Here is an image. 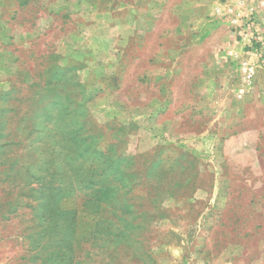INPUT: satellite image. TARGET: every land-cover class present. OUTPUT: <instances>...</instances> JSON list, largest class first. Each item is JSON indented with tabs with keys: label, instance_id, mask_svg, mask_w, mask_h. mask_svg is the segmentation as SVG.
Masks as SVG:
<instances>
[{
	"label": "rangeland",
	"instance_id": "obj_1",
	"mask_svg": "<svg viewBox=\"0 0 264 264\" xmlns=\"http://www.w3.org/2000/svg\"><path fill=\"white\" fill-rule=\"evenodd\" d=\"M237 2L0 0V264L97 223L79 264H264V0Z\"/></svg>",
	"mask_w": 264,
	"mask_h": 264
},
{
	"label": "trees",
	"instance_id": "obj_2",
	"mask_svg": "<svg viewBox=\"0 0 264 264\" xmlns=\"http://www.w3.org/2000/svg\"><path fill=\"white\" fill-rule=\"evenodd\" d=\"M40 177H38L39 179H37L38 181H36V187L40 188L44 185H48L49 187H52V185H50V183H45L44 179H40ZM84 177H85V180H83V181H86L88 186L86 185V183H84L81 180L77 184H85L88 187L87 189L91 190V192L89 194L92 198L99 197L101 195V193H103L104 190L109 189L110 180L108 181V178L105 180V183L102 184V181L100 179H97L96 177H90L89 178L90 181L88 180V175H86ZM118 180H119V178L115 176L114 181H118ZM118 189H120V185H117V187L115 188L116 192H118ZM30 191H34V189L30 188ZM23 197H26V196H23ZM25 199H26V201H28L29 197L27 196ZM98 201L99 200L97 199L96 202H98ZM15 202L16 203L14 205H16L18 209L17 208L13 209V211L11 213H7L8 216L10 214L17 213V210L20 211V210H23L24 208L30 209V212L28 214L31 215V213L33 211H35L37 208V207L33 206L31 203H24L23 201L19 202L17 200ZM33 202L35 203V200H33ZM82 206H84V205H82ZM96 207H97L98 211L102 210L101 205L97 204ZM77 211L79 213H81L80 209H77ZM68 212L71 213L72 211L69 210ZM75 217H76V220H78V215H76ZM79 219H80V216H79ZM53 224H54V222H53ZM53 224H50L48 231H51L53 229V227H52ZM80 224H82V223L80 222ZM77 232L80 234V239L75 238V240H74L75 243L73 242V239H72V241L70 239L67 242L64 241L62 244H61V242H59L60 248H59V250H56V256H55V257H57V259L55 258V259L51 260L49 262L50 264H53V263L54 264H79L78 261L82 262L84 260V259H81V257L86 255L87 252H89L90 248L92 247V243L89 244V242H88V237L90 235L93 236L95 234V232L97 233L96 238L100 237L102 234H105V232L103 231V227H100L99 223H97L95 227H88V225L86 224L85 227H80V229ZM94 246H97L96 242L94 243Z\"/></svg>",
	"mask_w": 264,
	"mask_h": 264
},
{
	"label": "built area",
	"instance_id": "obj_3",
	"mask_svg": "<svg viewBox=\"0 0 264 264\" xmlns=\"http://www.w3.org/2000/svg\"><path fill=\"white\" fill-rule=\"evenodd\" d=\"M239 7L242 8V10L247 9L250 16L254 14V8L252 4L254 3V0H238Z\"/></svg>",
	"mask_w": 264,
	"mask_h": 264
}]
</instances>
